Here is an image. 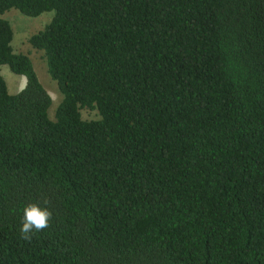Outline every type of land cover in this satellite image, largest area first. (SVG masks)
Segmentation results:
<instances>
[{
	"label": "trees",
	"instance_id": "16d2710c",
	"mask_svg": "<svg viewBox=\"0 0 264 264\" xmlns=\"http://www.w3.org/2000/svg\"><path fill=\"white\" fill-rule=\"evenodd\" d=\"M52 12L27 42L1 16ZM264 0H0V264H264ZM96 111L84 120L80 111ZM50 227L21 239L23 208Z\"/></svg>",
	"mask_w": 264,
	"mask_h": 264
},
{
	"label": "rangeland",
	"instance_id": "374dc122",
	"mask_svg": "<svg viewBox=\"0 0 264 264\" xmlns=\"http://www.w3.org/2000/svg\"><path fill=\"white\" fill-rule=\"evenodd\" d=\"M52 15V12H46L38 17H28L15 9H10L1 16V18L9 22L12 28V48L14 52L22 53L30 58L39 82L52 99V104L48 110L50 119L54 117L55 109L61 101V95L57 90L56 83L47 72L46 62L42 53L34 50L27 40L31 35L42 30L50 22ZM0 76L4 79L9 94H16L25 85V78L12 73L6 65H0ZM80 113L84 120H95L98 118L96 111L83 109Z\"/></svg>",
	"mask_w": 264,
	"mask_h": 264
},
{
	"label": "clouds",
	"instance_id": "9594fccd",
	"mask_svg": "<svg viewBox=\"0 0 264 264\" xmlns=\"http://www.w3.org/2000/svg\"><path fill=\"white\" fill-rule=\"evenodd\" d=\"M44 206L39 203H28L23 208L21 226L19 228L22 240L30 241L34 233H39L50 227L52 212L48 207V201H43Z\"/></svg>",
	"mask_w": 264,
	"mask_h": 264
},
{
	"label": "water",
	"instance_id": "95a60500",
	"mask_svg": "<svg viewBox=\"0 0 264 264\" xmlns=\"http://www.w3.org/2000/svg\"><path fill=\"white\" fill-rule=\"evenodd\" d=\"M263 19H264V9H263Z\"/></svg>",
	"mask_w": 264,
	"mask_h": 264
}]
</instances>
